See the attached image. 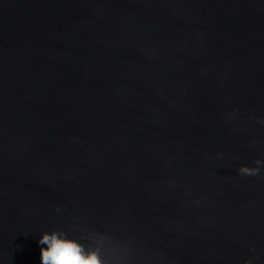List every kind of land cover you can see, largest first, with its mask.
<instances>
[{"label":"water","instance_id":"95a60500","mask_svg":"<svg viewBox=\"0 0 264 264\" xmlns=\"http://www.w3.org/2000/svg\"><path fill=\"white\" fill-rule=\"evenodd\" d=\"M257 160L264 0H0V264H264Z\"/></svg>","mask_w":264,"mask_h":264},{"label":"clouds","instance_id":"9594fccd","mask_svg":"<svg viewBox=\"0 0 264 264\" xmlns=\"http://www.w3.org/2000/svg\"><path fill=\"white\" fill-rule=\"evenodd\" d=\"M264 161L257 160L256 167L242 165L240 173L258 174L259 166ZM42 264H105L96 249L86 251L85 246L75 238H70L61 230L45 231L39 240ZM245 264H251L246 261Z\"/></svg>","mask_w":264,"mask_h":264}]
</instances>
